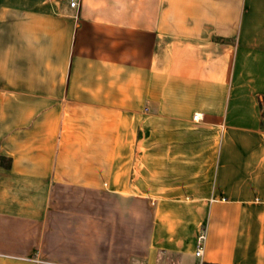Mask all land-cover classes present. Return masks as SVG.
<instances>
[{"label":"crops","instance_id":"obj_1","mask_svg":"<svg viewBox=\"0 0 264 264\" xmlns=\"http://www.w3.org/2000/svg\"><path fill=\"white\" fill-rule=\"evenodd\" d=\"M75 1L0 0V264H264V0Z\"/></svg>","mask_w":264,"mask_h":264},{"label":"built area","instance_id":"obj_2","mask_svg":"<svg viewBox=\"0 0 264 264\" xmlns=\"http://www.w3.org/2000/svg\"><path fill=\"white\" fill-rule=\"evenodd\" d=\"M69 5L71 7H74L77 5L75 0H69ZM197 118V115H194V119ZM204 239H205V234L204 232H200L197 237H196V242H195V249H194V255L196 257H201L203 250H204ZM132 264H146V263H132ZM195 264H202L201 261H197Z\"/></svg>","mask_w":264,"mask_h":264},{"label":"trees","instance_id":"obj_3","mask_svg":"<svg viewBox=\"0 0 264 264\" xmlns=\"http://www.w3.org/2000/svg\"><path fill=\"white\" fill-rule=\"evenodd\" d=\"M2 159V157H0V160ZM8 166V165H7ZM203 264H211V263H203Z\"/></svg>","mask_w":264,"mask_h":264}]
</instances>
